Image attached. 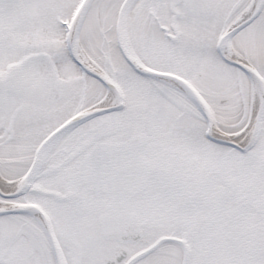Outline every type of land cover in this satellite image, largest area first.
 <instances>
[{
    "label": "snow or ice",
    "instance_id": "obj_1",
    "mask_svg": "<svg viewBox=\"0 0 264 264\" xmlns=\"http://www.w3.org/2000/svg\"><path fill=\"white\" fill-rule=\"evenodd\" d=\"M0 264H264V0H0Z\"/></svg>",
    "mask_w": 264,
    "mask_h": 264
}]
</instances>
